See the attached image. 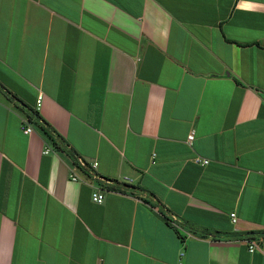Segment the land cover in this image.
Here are the masks:
<instances>
[{"label":"crops","instance_id":"0c3cea01","mask_svg":"<svg viewBox=\"0 0 264 264\" xmlns=\"http://www.w3.org/2000/svg\"><path fill=\"white\" fill-rule=\"evenodd\" d=\"M0 264H264V0H0Z\"/></svg>","mask_w":264,"mask_h":264},{"label":"built area","instance_id":"2783aa9c","mask_svg":"<svg viewBox=\"0 0 264 264\" xmlns=\"http://www.w3.org/2000/svg\"><path fill=\"white\" fill-rule=\"evenodd\" d=\"M42 105H43V96L40 95L38 97V100H37V105H36V109L39 110L40 108H42ZM24 128H23V131L25 134L29 135L31 134L33 131H34V126L32 125V123L28 120H25L24 121ZM195 138V133L192 132L189 137H188V142L189 144L192 143V141L194 140ZM64 149L67 150V151H70V149H68L66 146H64ZM51 153V149L50 148H47L46 151H45V154H49ZM196 162L197 163H200L204 166L208 165L210 163V161L208 160H203L201 158H197L196 159ZM76 163L77 165L81 168L82 171H84L86 173V175H88L89 177H92L94 179H97V180H100L102 183L105 182V183H108L109 181H106V180H103L101 179L98 175H97V168H98V165L99 163L98 162H88L84 159H82L81 157H78L76 156ZM71 180L74 181V182H78L79 181V178L77 175H71ZM129 181V180H128ZM104 195L99 193V192H96L93 194V201L96 202V203H102L103 200H104ZM231 218H232V221L233 223H237V216L236 214H232L231 215ZM255 249V245H252L251 247V251L253 252Z\"/></svg>","mask_w":264,"mask_h":264},{"label":"trees","instance_id":"16d2710c","mask_svg":"<svg viewBox=\"0 0 264 264\" xmlns=\"http://www.w3.org/2000/svg\"><path fill=\"white\" fill-rule=\"evenodd\" d=\"M37 116H38V114H36V117ZM37 122H36V120L35 121L32 120L33 125H37L38 124ZM41 130L43 131V133L47 137L48 141H50L51 144H53V146L59 148L60 150H65L63 145L60 142L59 136L54 131H52L50 128L46 129L45 127H41ZM245 236L250 237L251 235H245ZM238 237H243V236H238Z\"/></svg>","mask_w":264,"mask_h":264}]
</instances>
